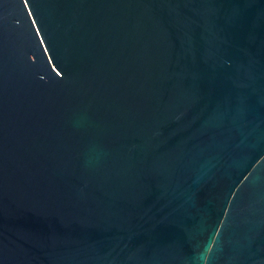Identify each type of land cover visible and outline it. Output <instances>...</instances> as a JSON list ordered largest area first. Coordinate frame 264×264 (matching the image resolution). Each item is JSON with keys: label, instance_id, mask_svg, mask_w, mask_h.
I'll return each mask as SVG.
<instances>
[{"label": "water", "instance_id": "1", "mask_svg": "<svg viewBox=\"0 0 264 264\" xmlns=\"http://www.w3.org/2000/svg\"><path fill=\"white\" fill-rule=\"evenodd\" d=\"M0 264H264V0H0Z\"/></svg>", "mask_w": 264, "mask_h": 264}]
</instances>
